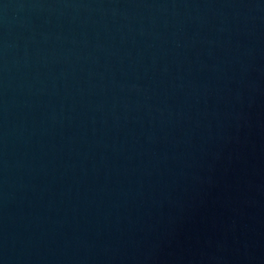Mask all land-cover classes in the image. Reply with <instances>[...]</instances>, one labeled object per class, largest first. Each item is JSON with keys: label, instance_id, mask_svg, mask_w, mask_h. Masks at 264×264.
Returning a JSON list of instances; mask_svg holds the SVG:
<instances>
[{"label": "water", "instance_id": "95a60500", "mask_svg": "<svg viewBox=\"0 0 264 264\" xmlns=\"http://www.w3.org/2000/svg\"><path fill=\"white\" fill-rule=\"evenodd\" d=\"M54 111V0H0V264L42 263Z\"/></svg>", "mask_w": 264, "mask_h": 264}]
</instances>
